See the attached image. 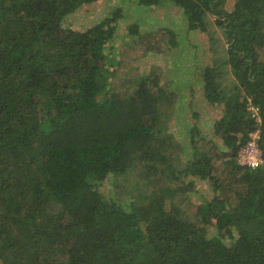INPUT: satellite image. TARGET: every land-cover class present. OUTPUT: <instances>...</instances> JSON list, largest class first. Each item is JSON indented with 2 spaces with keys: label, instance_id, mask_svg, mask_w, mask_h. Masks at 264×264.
Instances as JSON below:
<instances>
[{
  "label": "trees",
  "instance_id": "1",
  "mask_svg": "<svg viewBox=\"0 0 264 264\" xmlns=\"http://www.w3.org/2000/svg\"><path fill=\"white\" fill-rule=\"evenodd\" d=\"M97 1L0 0V264H264V0H118L63 26ZM129 4L164 10L146 52L210 63L114 89Z\"/></svg>",
  "mask_w": 264,
  "mask_h": 264
},
{
  "label": "rangeland",
  "instance_id": "2",
  "mask_svg": "<svg viewBox=\"0 0 264 264\" xmlns=\"http://www.w3.org/2000/svg\"><path fill=\"white\" fill-rule=\"evenodd\" d=\"M227 2L229 3V6L233 4V0H227ZM118 5H122L118 0H99L96 3L82 6L75 13L69 15L65 19V21L63 22V26L72 30H86L97 23L99 19L107 16L109 12L107 8L109 6L116 8ZM163 11V9L158 8V11L156 13L145 12L142 14H138L134 9V5L129 4L127 7H124L123 14H125L126 18L122 20V26L127 32L125 35L129 34V31H127V27L129 28L130 26H133L135 20L139 21L140 32L142 30L144 32H139V34L137 33L134 39L126 38L124 40L126 43L124 44H118L117 50L119 64L113 79V87L117 91L131 92L135 84V79L133 78L142 74H150L152 72L154 74L157 73L161 75V78L164 81H169V78L172 75H177L180 73H182V75H185L186 73L187 75L189 73H193L195 69H197L198 66L203 65L205 61L210 63V60H208V58L193 55V48L187 49L185 56H182L181 60H170L176 53V51L173 50L172 54L167 55L166 57L159 58H155L150 52H146L145 48L147 46H160V42H158L160 36L158 35L156 30H158L157 27L160 26L159 20L160 15L163 13ZM177 22H180V20H177ZM189 43L194 45H197L198 43L201 45L204 44V42H202V39L197 38L194 35H191L189 37ZM190 58H193V60H188ZM156 68L158 70H156ZM180 69H182L183 71L180 72ZM189 82L190 80L187 81V83ZM196 95H198V93H196ZM195 98L198 102L194 101L193 107L197 108L201 102L199 101L200 98L198 96H195ZM184 118L178 117V113L176 112L174 116V122H179L176 128V132L180 130L181 133H184L185 120L190 119V115L186 114ZM206 131L208 132V130ZM204 134H206V132ZM183 150V156H188L190 152L188 146H184ZM189 195L193 197L197 194L190 193Z\"/></svg>",
  "mask_w": 264,
  "mask_h": 264
},
{
  "label": "built area",
  "instance_id": "3",
  "mask_svg": "<svg viewBox=\"0 0 264 264\" xmlns=\"http://www.w3.org/2000/svg\"><path fill=\"white\" fill-rule=\"evenodd\" d=\"M252 117L257 119V110L249 108ZM259 134L258 131L250 135V141L243 146L237 154V163L250 169H256L262 164L261 152L258 147Z\"/></svg>",
  "mask_w": 264,
  "mask_h": 264
},
{
  "label": "clouds",
  "instance_id": "4",
  "mask_svg": "<svg viewBox=\"0 0 264 264\" xmlns=\"http://www.w3.org/2000/svg\"><path fill=\"white\" fill-rule=\"evenodd\" d=\"M258 147H259V146H258ZM261 158H262V156H261ZM262 164H263V160H262ZM262 164H261V165H262ZM261 165H260V166H261ZM260 166H259V167H260ZM244 167H245V166H244ZM247 168H248V167H247ZM256 169H257V168H256ZM251 170H254V169H251Z\"/></svg>",
  "mask_w": 264,
  "mask_h": 264
},
{
  "label": "crops",
  "instance_id": "5",
  "mask_svg": "<svg viewBox=\"0 0 264 264\" xmlns=\"http://www.w3.org/2000/svg\"><path fill=\"white\" fill-rule=\"evenodd\" d=\"M188 60H193V58H190V59H188Z\"/></svg>",
  "mask_w": 264,
  "mask_h": 264
}]
</instances>
